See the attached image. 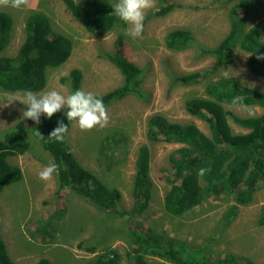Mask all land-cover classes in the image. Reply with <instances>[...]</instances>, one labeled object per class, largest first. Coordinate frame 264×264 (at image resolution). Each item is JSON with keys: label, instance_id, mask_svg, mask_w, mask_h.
I'll list each match as a JSON object with an SVG mask.
<instances>
[{"label": "rangeland", "instance_id": "rangeland-1", "mask_svg": "<svg viewBox=\"0 0 264 264\" xmlns=\"http://www.w3.org/2000/svg\"><path fill=\"white\" fill-rule=\"evenodd\" d=\"M112 5L117 0H107ZM162 0L148 10L140 37L124 35L129 27L116 17L113 28L103 37L96 38L69 12L61 0H28L26 6L15 9L0 7L13 20L10 43L1 53L13 56L25 36L26 18L30 13L40 12L50 21L56 33L63 34L72 44L71 55L61 66L46 71L47 82L40 92L60 91L71 93L69 83H60L72 69L82 72L80 90L100 96L123 84L118 69L107 59L114 51V43L121 38L123 56L140 70L139 93L105 104L109 116L106 127L81 131L72 121L65 134L78 162L91 171L110 189L120 192L118 206L129 210L132 206L131 188L135 173L138 148L149 149V176L153 183L152 196L145 212L138 217L144 226L154 232H165L189 245L206 246L212 256L234 254L241 264L249 260L264 264V188L258 189L253 200L238 205L236 214L227 218L232 201L226 198H205L203 202L185 214L174 217L166 214L163 198L168 189L165 170L170 167L169 155L179 145L164 142L152 143L147 139V121L154 114L162 115L168 122L194 124L206 135L207 122L188 113L185 102L192 97H203L205 84L202 79L194 84H179L175 77L204 71L214 65L215 59L201 54V48L211 49L229 33V11L235 0H167L176 5L163 16H156ZM264 26V9L248 25ZM183 29L194 37V44L182 51H173L165 46V37L171 30ZM247 54L236 48L234 59L217 75L236 77L243 86L263 89L259 78L246 68ZM37 92V93H40ZM19 93L0 90V106L5 94ZM240 117H252L261 113L260 108L228 107ZM26 106L19 101L0 107V138L19 121H25L22 111ZM233 133L246 131L233 122ZM113 132H120L125 145L111 150L107 147ZM30 149L9 161L20 167L22 179L5 186L0 193V231L9 256L16 264H34L46 258L58 264H94L97 257L107 250L120 256L119 264H127V253L132 251L126 235L123 219L106 215L78 198L68 190L58 192L56 174L50 181H42L38 173L49 163L50 156L40 143L29 136ZM58 192V193H57ZM94 247L93 252L86 249ZM150 264H170L149 258Z\"/></svg>", "mask_w": 264, "mask_h": 264}, {"label": "trees", "instance_id": "trees-1", "mask_svg": "<svg viewBox=\"0 0 264 264\" xmlns=\"http://www.w3.org/2000/svg\"><path fill=\"white\" fill-rule=\"evenodd\" d=\"M94 37L101 38L110 31L116 22L111 5L107 0H61ZM229 11V33L211 49L201 48V54L211 56L215 63L204 71L183 74L175 77L179 84H194L207 79L203 97H192L185 102L191 115L204 119L209 134L203 133L194 124L168 122L162 115L154 114L147 121V139L179 145L169 155L170 167L165 170L168 189L163 198L166 214L184 216L198 207L205 198H226L233 202L227 218L236 214L238 205L249 204L255 192L264 188V26L248 25V22L264 9V0H235ZM156 16H163L176 7L162 0ZM13 28L12 17L0 11V90L17 92L30 90L34 93L44 89L48 69L63 65L71 55L72 44L69 38L53 31L49 19L40 12L30 13L26 18L25 36L13 56L1 53L7 48ZM194 44L193 35L183 29L171 30L165 37L166 48L182 51ZM121 38L114 43V51L106 54L107 59L118 69L123 84L107 93L97 96L104 105L120 100L125 96L139 93L141 70L122 54ZM239 48L247 56L246 68L259 78L263 89L243 86L236 77L217 75L228 66ZM82 72L72 69L60 83H69L71 92L80 90ZM242 98V99H238ZM260 108L261 113L252 117H240L228 107ZM67 108L55 113L51 118L40 116V123L30 119L19 121L13 129L3 132L0 138V193L5 186L22 179L19 166L9 159L21 156L30 149L29 136L40 143L56 163L58 192L68 190L78 198L92 205L106 215L123 219L126 235L132 251L127 253V264H150L149 258H156L170 264H241L243 258L234 254L212 256L206 246H193L168 235L154 232L144 226L138 217L148 207L152 196L153 183L149 176L150 158L147 145L138 148L135 160V173L132 182V206L129 210L118 206L120 192L110 189L91 171L83 167L74 155L72 148L63 142L49 140L50 132L57 122L69 125L66 119ZM230 122L244 129L241 134L233 133ZM36 131L44 138L41 139ZM115 143L125 145L120 132H113L107 147L115 149ZM201 170H203L201 172ZM57 192V193H58ZM260 223L264 226V212ZM94 247L87 248L93 252ZM120 256L114 250H107L94 264H119ZM247 264H253L245 260ZM0 264H16L7 251L0 231ZM34 264H58L40 258Z\"/></svg>", "mask_w": 264, "mask_h": 264}, {"label": "clouds", "instance_id": "clouds-1", "mask_svg": "<svg viewBox=\"0 0 264 264\" xmlns=\"http://www.w3.org/2000/svg\"><path fill=\"white\" fill-rule=\"evenodd\" d=\"M27 3L28 0H0V7L20 9ZM154 5L155 0H117L112 5V12L119 20L129 25L124 35L135 39L141 36L146 12L152 9ZM257 59H264V56H257ZM225 75H227V71H225ZM15 101L26 106V110L22 111V117L30 119L36 124L40 123L42 114L46 118H51L64 108H67L66 119L75 121L81 131H89L95 127L103 128L109 122L107 108L102 98L83 90H75L68 95H64L55 89L40 93L27 90L22 95L7 93L5 94V102L0 107L9 106ZM68 129V125L58 121L57 127L50 132L47 138L63 142ZM36 133L41 139L44 138L37 131ZM58 168L56 163H49L38 173V178L42 181H50L54 174H58Z\"/></svg>", "mask_w": 264, "mask_h": 264}]
</instances>
